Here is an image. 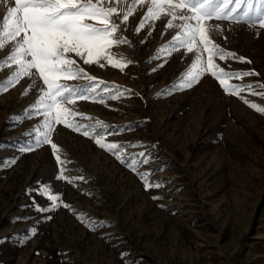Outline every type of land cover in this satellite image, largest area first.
<instances>
[{"label": "rangeland", "instance_id": "1", "mask_svg": "<svg viewBox=\"0 0 264 264\" xmlns=\"http://www.w3.org/2000/svg\"><path fill=\"white\" fill-rule=\"evenodd\" d=\"M131 2L115 5L121 16ZM10 6L14 0L0 4V20ZM149 6L150 0L136 4L118 33L130 43L110 49L114 59L131 61L123 71L107 61H101L103 68L84 65L69 54L96 82H105L96 96L105 102L77 100L66 107L82 114L74 118L80 124L100 121L122 130L107 136L109 142L142 144L125 155L149 154L150 163L139 170L151 171V181L164 186L146 191L136 174L93 139L62 124L52 140L71 161L65 175L84 179L75 185L57 181L50 145L20 151L34 143L29 133L44 120L31 109L37 91L24 95L31 81L23 78L0 94V264H264V114L244 103L264 108V96L226 95L207 74L190 89L173 90L194 53L160 51L179 31L167 27L171 17L163 13L137 33ZM209 23L222 25V32L212 33L218 45L251 61L216 62L226 71L258 73L231 83L264 84V29L244 22ZM5 55L0 51V59ZM10 71H0V80ZM105 86L113 91L105 92ZM116 86L124 95L109 99ZM40 184L62 194L60 207L35 210V205L50 206L35 191ZM80 214L96 222V230L77 219Z\"/></svg>", "mask_w": 264, "mask_h": 264}, {"label": "snow or ice", "instance_id": "2", "mask_svg": "<svg viewBox=\"0 0 264 264\" xmlns=\"http://www.w3.org/2000/svg\"><path fill=\"white\" fill-rule=\"evenodd\" d=\"M143 2L144 0H132L121 16V10L115 5L123 3V0H14V6L7 7L6 14L0 20V51L6 52L5 57L0 59V71L11 70L6 79L0 80V94L14 87L21 79L28 78L31 82L24 95L33 88L36 89L37 99L31 109L44 117L43 123L29 133L33 135L34 143L21 148L20 151H35L44 145H50L57 166L54 177L57 181L75 185L77 180L84 179L65 175L69 171L66 165L71 161L62 158L61 149L52 140L56 126L62 124L65 128L93 139L99 148L114 156L120 164L136 174L146 191L164 186L162 182L151 181V171L139 170L141 165L150 163L149 154L140 152L125 155L128 148H142V144L109 142L107 136L119 135L122 130H110V126L103 125L100 121L92 125L80 124L74 118L82 114L66 107L68 104H75L77 100L105 102L103 97L96 99L99 85L105 82H96V78L89 75L69 54H74L84 65L96 64L103 68L105 64L101 61H107L113 68L119 67L123 71L131 61L114 59L110 49L114 45L130 43L118 33L122 32L121 24L126 23L129 16L135 12L136 4ZM7 3L8 0H0V4ZM162 13L171 17L167 27H174L179 31L170 41L169 48L160 51H167L170 55L172 51L186 49L188 53H194L193 62L173 86V90L190 89L207 74L219 83L226 95H235L241 99L242 92L264 96V84L231 83L233 80H243L258 73L226 71L216 62L219 60L226 63L234 60L251 63L218 45L212 39V33L222 32V25L209 23L212 20L227 21L229 24L244 22L249 27L264 29V0H150L145 17L136 29L137 33L148 20L159 19ZM117 19L120 23H117ZM176 20L182 23L174 25L173 21ZM64 80H86L89 83L70 86L62 83ZM40 81L43 83L40 84ZM103 90L113 91L107 86ZM123 95L116 86L115 94L108 98L115 100ZM244 103L264 114V108L255 103L246 99ZM12 119L19 121L20 118ZM12 163L14 164L15 160ZM35 191L50 202L49 207L35 205L37 212H51L61 206L62 194H55L51 185L40 184ZM153 199L160 197L154 196ZM62 206L71 210V206L66 203ZM77 219L85 223L89 230H96V222L86 219L84 214L78 215ZM35 232L36 229L33 228L32 234ZM123 256L124 254L122 259Z\"/></svg>", "mask_w": 264, "mask_h": 264}]
</instances>
